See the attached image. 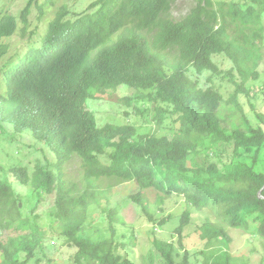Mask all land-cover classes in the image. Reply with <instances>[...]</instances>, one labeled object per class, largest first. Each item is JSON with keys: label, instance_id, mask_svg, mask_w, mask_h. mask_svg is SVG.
Instances as JSON below:
<instances>
[{"label": "trees", "instance_id": "16d2710c", "mask_svg": "<svg viewBox=\"0 0 264 264\" xmlns=\"http://www.w3.org/2000/svg\"><path fill=\"white\" fill-rule=\"evenodd\" d=\"M176 1L95 0L76 17L63 5L49 21L39 53L31 58L29 51L4 71L0 138H13L3 135V123L9 122L14 134L30 133L47 147L53 161L36 160L31 170L17 162L1 170L0 264H38L43 258L52 264L44 237L53 226V239L75 249L71 264H138L117 253L133 246L134 235L129 244L116 242L114 227L123 222L117 209L100 203L122 183L137 187L131 198L154 228L163 227L166 219L153 218L143 193L160 195L158 203L182 198L174 229L179 245L192 225V209L210 210L211 217L196 229L212 246L210 264H230L224 248L232 229L247 230L252 224L264 244V115L256 114L263 125L253 126L238 101L260 77L264 0H192L178 21L171 16ZM52 2L28 0L18 18L7 9L0 14V56L9 49L3 40L19 24L23 37L28 32L31 7L41 18ZM219 56L232 65L226 77L235 89L225 104L238 121L235 115L232 121L222 118V96L198 79L204 73L221 75L214 61ZM122 87L134 91L124 100L137 112L139 103L148 105L146 112L162 134L139 133L133 125H98L89 101ZM219 146L231 149L229 163L214 161ZM73 158L79 162L82 186L66 182L65 168ZM7 176L29 189L30 215L23 216L20 196L3 181ZM103 183L109 184L106 191ZM49 196L53 203L39 224L35 210ZM95 208L108 220L106 232L94 228L96 236L88 222ZM8 228L16 235L4 241L2 232ZM152 246L164 264H177L178 257L180 264H189L187 252L180 255L170 243L155 239ZM139 264H154L153 252L146 251Z\"/></svg>", "mask_w": 264, "mask_h": 264}, {"label": "rangeland", "instance_id": "374dc122", "mask_svg": "<svg viewBox=\"0 0 264 264\" xmlns=\"http://www.w3.org/2000/svg\"><path fill=\"white\" fill-rule=\"evenodd\" d=\"M95 0H53L52 4H47L44 8L43 16L40 18L38 10L35 5L31 7L29 15L28 32L23 37L20 31L22 24L18 25L17 31L4 42L9 45L8 52L5 56L0 58V92L4 90L3 83V70L12 66L18 60L25 56L30 51L31 58H34L38 53V49L42 45V40L47 30L48 23L61 6L65 5L67 9L76 17L83 12L87 6ZM28 0H0V14L7 9V11L18 18L19 13L25 8ZM47 2V0H38L39 4ZM192 0H178L171 8V16L174 20L178 21L183 18L190 10ZM70 17V16H69ZM214 61L217 63L222 73L220 76L210 75L204 73L198 77L203 86H213L223 98V108L221 115L223 119L238 121V114L230 109V105H226L229 96L234 92V86L226 77L227 71L231 68V63L224 57H215ZM259 80L250 82L246 89L248 94H241L238 101L243 109L244 114L249 118L253 126L263 125L259 123L256 114L264 115V58L260 61ZM211 78L210 83L207 79ZM133 90H128L122 87L118 90L109 91L104 94H95V99L89 101L88 109L95 116L98 125L102 126L106 123H111L117 126L133 125L139 133L155 132L162 134L163 130L157 129L155 123L149 112H146L147 104L139 103L138 108L141 109L137 112L132 104H127L124 100L125 97H132ZM2 122H0L1 124ZM3 135H13V138L2 137L0 138V174L1 170L16 165L17 162L21 166L26 167L28 170L33 168L36 160L39 161H53L52 153L47 147L38 144L30 133L19 135L13 133L12 125L9 122L3 123ZM224 149L225 151L223 152ZM224 146H219L214 150L215 162L229 163V152L226 151ZM17 150V151H16ZM79 162L76 158L66 166V182L68 184H77L82 186V174L79 171ZM260 171V169L258 168ZM3 181H7L13 191L21 198V207H23V216L30 215V208L28 206L30 198V191L27 187L20 185L13 178L5 177ZM108 183H103V189L106 191ZM84 186V185H83ZM138 193L137 187L133 183H122L111 187L106 192L108 200L101 199V208L117 209V214L123 223L116 224L115 241L123 244H129L128 238L131 234L134 235L135 242L133 246H127L126 249L119 248L117 253L122 256H127L135 263L142 262V256L146 251L151 250L154 254V264H164L163 258L152 246V242L157 239L166 243L172 244L175 252L181 255L184 251L188 254L189 264H210L208 258V251L212 246H207V243L200 239L196 229L206 218L211 217V211L205 210L197 212L192 209L194 219L192 225L189 226L183 235L181 244L179 245L177 236L174 229L178 226V217L183 210V200L180 197L171 196L164 198L162 203H158V197L154 192L147 191L143 193L142 200L147 204L149 213L153 218L158 221L166 219L163 227H155L153 223L147 222L144 213L140 207L133 202L132 196ZM54 196L45 197L41 204L35 210L34 215L40 216L39 224L44 223V214L48 212L52 205ZM159 204V206H158ZM95 208L89 214V227L99 229L101 232H106L108 228V220L105 213H101L100 209ZM32 215V214H31ZM46 229L44 237L45 253L47 258L51 260L52 264H71L75 249H69L63 244L61 239H53L57 230ZM53 231V232H52ZM153 231V233H152ZM56 232V233H55ZM16 232L12 228H8L2 232L1 239L7 240L8 237L13 238ZM230 242L224 250L228 253V262L230 264H264V244L255 236L254 227L250 224L247 230L232 229L229 232ZM183 247V248H180ZM23 255V253L21 254ZM37 258H41L39 255ZM46 259H41L38 264H48ZM181 258L178 257L176 261L180 264ZM31 264H35L33 260Z\"/></svg>", "mask_w": 264, "mask_h": 264}, {"label": "clouds", "instance_id": "9594fccd", "mask_svg": "<svg viewBox=\"0 0 264 264\" xmlns=\"http://www.w3.org/2000/svg\"><path fill=\"white\" fill-rule=\"evenodd\" d=\"M17 1H18V0H17ZM7 39H8V38H7ZM5 40H6V39L3 40V43H4V44H6V43L4 42ZM7 52H8V51H7ZM28 52H29V51H28ZM28 52H27V53H28ZM6 54H7V53H6ZM6 54H5V55H6ZM5 55H3V56H5ZM3 56H0V58L3 57ZM24 57H26V55L23 56V57H21V58L18 60V62H16V63L13 64L12 66H10V67L4 69V70H3V73H4L5 70H7V69H9V68H12V67H14L15 65H17V64H18V63H19ZM3 83H4V75H3ZM5 89H6V87H5V83H4V90H3V92H0V93H4V92H5Z\"/></svg>", "mask_w": 264, "mask_h": 264}, {"label": "water", "instance_id": "95a60500", "mask_svg": "<svg viewBox=\"0 0 264 264\" xmlns=\"http://www.w3.org/2000/svg\"><path fill=\"white\" fill-rule=\"evenodd\" d=\"M259 197H261V192L259 193Z\"/></svg>", "mask_w": 264, "mask_h": 264}]
</instances>
